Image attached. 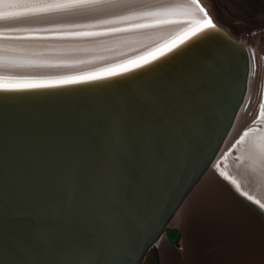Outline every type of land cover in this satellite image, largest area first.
Here are the masks:
<instances>
[{"label": "water", "instance_id": "water-1", "mask_svg": "<svg viewBox=\"0 0 264 264\" xmlns=\"http://www.w3.org/2000/svg\"><path fill=\"white\" fill-rule=\"evenodd\" d=\"M248 72L247 47L220 28L110 86L0 93V264L80 251L161 264L158 242L179 243L169 221L223 148Z\"/></svg>", "mask_w": 264, "mask_h": 264}, {"label": "bare ground", "instance_id": "bare-ground-1", "mask_svg": "<svg viewBox=\"0 0 264 264\" xmlns=\"http://www.w3.org/2000/svg\"><path fill=\"white\" fill-rule=\"evenodd\" d=\"M153 1L143 0L111 8L101 16L105 19L97 18L98 21L96 18L78 17L81 20L73 22L58 23L47 20L43 21V24L35 22L37 26H32L34 22L27 21L30 26L25 23L14 26L13 24L20 22L0 20V77L58 79L121 64L178 35L187 26L185 22L190 18V14L196 18H201L203 14L192 0H168L157 4L151 3ZM200 4L218 28L247 47L249 72L246 93L223 148L181 202L170 219L169 226L180 225L185 219L190 201L204 193L206 197L210 188L221 200L222 208L211 209L206 204L202 210L199 201V204H196L197 213L188 219L192 228L187 233L181 230V241L176 245L172 244L174 246H169L166 237L162 236L158 242V252L161 251L163 257L170 259L172 264H261L256 253L258 247L253 244L252 239L245 241L244 248L240 245L238 235L234 232L236 225L235 228L231 227L230 233L226 235V230L223 231L221 225L217 231L210 230L208 223L211 221L207 218L214 214L217 226L227 217L231 225L234 220L238 222L243 218L248 223L255 221L264 228V216L246 198L251 196L253 201L260 202L259 205L264 204V157L261 155V149L264 148V116L260 115L261 106L264 105V0H202ZM145 12L156 15L140 16L117 24L99 23L101 20ZM134 23H148L152 26L130 28ZM71 24H91L95 27H67ZM113 27H125L129 30L108 31ZM42 29L50 31H40ZM71 31H95L104 34L79 37L61 35ZM8 62L23 66L9 67ZM243 133H247L246 136L243 135V141L233 146ZM221 172L225 175H220ZM232 180L236 181L235 185L231 183ZM225 237H230L231 241L225 242ZM245 238L247 239V236ZM210 239H215L216 242L210 245Z\"/></svg>", "mask_w": 264, "mask_h": 264}, {"label": "snow or ice", "instance_id": "snow-or-ice-1", "mask_svg": "<svg viewBox=\"0 0 264 264\" xmlns=\"http://www.w3.org/2000/svg\"><path fill=\"white\" fill-rule=\"evenodd\" d=\"M143 2V0H0V20L24 22V21H40L47 20L54 17H90L105 14L111 8L127 6L135 3ZM196 4L199 11L203 13L201 18H196L190 14V18L185 22L186 27L178 35L171 40L161 44L160 46L147 51L141 56L134 59L127 60L124 63L111 65L95 72L82 73L78 75L65 76L58 79H34V78H14L8 76L0 77V93H21L31 90L39 89H57L68 85H85L97 83L98 86H110L105 82H110L116 77H123L131 74L137 70L145 69L148 66H155V63L169 54L179 52L184 46H188L193 41L203 40L210 37L213 33H218L220 28L213 22L209 13L204 7L197 3V0H192ZM156 13L145 12L134 14L132 16H120L112 20H101V24H117L122 21H130L137 19L140 16H153ZM148 23H134L130 28L150 27ZM69 28L74 29H91L95 25L91 24H71ZM129 28L113 27L108 29L110 32L127 31ZM40 31H50L49 29H42ZM102 32L95 31H71L62 33L63 36H92L102 35ZM13 37H5V39H12ZM20 38V37H15ZM9 67H18L12 62H8ZM151 70V69H150ZM261 116H264V105L261 106ZM113 136L121 135L119 126L114 122ZM247 133H244L246 136ZM243 141V136L237 143ZM261 155L264 157V148L261 149ZM211 163V161H209ZM224 176L225 173L221 172ZM230 179V177H226ZM233 185L236 184L232 180ZM252 199L251 196L248 197ZM256 203H260L256 201ZM195 206V202L189 206L191 211ZM264 208V204H260ZM65 259L62 264H100L99 258L93 259L92 252H64Z\"/></svg>", "mask_w": 264, "mask_h": 264}, {"label": "rangeland", "instance_id": "rangeland-1", "mask_svg": "<svg viewBox=\"0 0 264 264\" xmlns=\"http://www.w3.org/2000/svg\"><path fill=\"white\" fill-rule=\"evenodd\" d=\"M166 1H168V0H154L151 3L157 4V2L159 3V2H166ZM200 2L202 3V0H200ZM133 7H132V9L137 8V6L134 7V8ZM139 7H141V6H139ZM102 15H104V14H102ZM102 15H100V16H90L87 19L96 18L95 20H97V21L99 19H105V18H101ZM202 16H203V14L201 15V17ZM80 18L77 17V19H76V17H70V18L57 17V19H60V20H57L56 18H55L56 20L54 18L53 19L51 18V19H47V20H50V21L40 20V21H42V23L38 22V21H33L34 23H32V21H28V22L32 23L31 24L32 26H37L38 23L43 24V21H47V22H54V21L56 22L57 21L58 23H61V22H73V21H76V20H81ZM97 18H99V19H97ZM52 20H54V21H52ZM28 22L24 21V22H20V23H15L13 25L16 26L17 24H21V23L24 24L25 23V24L30 26V23L28 24ZM6 23H9V22H6ZM50 24L51 23H44V25H50ZM262 58H264V56ZM252 126H254V125H252ZM243 135H244V133L241 134L240 136L242 137ZM241 137H240V139H241ZM233 156L236 157V154H234ZM199 201H200V204H199ZM193 202H195V206H194V208L191 211H189V206L191 204H193ZM220 203H221V200L219 199L218 196L215 195V192L213 191V189L210 188V190H208V192H206V197H205V193H204V195H202L200 197L197 196V197H195V199L190 201V203L188 205V208H187V210L185 212V215H184L185 219L183 220V222H181L180 225H174L172 227L178 228L180 233L182 231L187 233L192 228L190 226L189 222H188L189 216L191 218H193L195 216V214L197 213V211H198V208H197L196 204H199L201 209L203 210V206L205 207L206 204L211 209H221L222 205ZM204 218H205V216H204ZM207 220L211 221L210 224L208 223V227L210 228V230L217 231V230L220 229V225H221V227H223V231H224V229L226 230V231H224L226 233V235L230 233L229 230L231 229V227L234 226L233 228H235V225H236V228H235L234 232H236V234L238 235V239L240 240V245H242V248H244L245 241H250L252 239L251 241L253 242V244L256 247H258L257 248L258 251L256 252V253H258V258H259L261 264H264V228L261 226V224H257V222H255V221L252 222V223H250V222L248 223L246 220H244L242 218L238 222L234 220V222L231 225V223L228 221V217H227V219L222 221V222H220V220H218L220 223L217 226V220H216V216L214 214H213V216H209L207 218ZM246 236H247V239L245 238ZM181 238H182V234H181ZM223 240L225 242H227V243H229L231 241L230 237H225ZM166 242L168 243L169 246H174V245L170 244L167 241V239H166ZM215 242H216L215 239H210V245H213ZM218 242H220V239L218 240ZM221 243L223 244V242H221ZM163 250H165L164 247H163ZM159 256H160L161 264H172L170 259H166V257H163V255L161 254V251L159 253ZM167 260H168V262H167ZM227 261L230 262L229 259ZM227 264H229V263H227ZM240 264H243V263L241 262Z\"/></svg>", "mask_w": 264, "mask_h": 264}]
</instances>
